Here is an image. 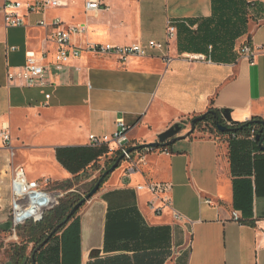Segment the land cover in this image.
Returning a JSON list of instances; mask_svg holds the SVG:
<instances>
[{"label":"crops","instance_id":"obj_1","mask_svg":"<svg viewBox=\"0 0 264 264\" xmlns=\"http://www.w3.org/2000/svg\"><path fill=\"white\" fill-rule=\"evenodd\" d=\"M17 1L0 0V133L8 129L16 153L11 159L0 136V224L10 221L17 167L27 181L56 187L101 171L116 152L90 147L89 136L110 137L119 120L131 129V150L210 108L239 124L264 120V0H95L106 6L95 12L85 11L89 0H61L66 5L56 9L19 10L24 25L6 27L3 7ZM54 20L85 27L70 37L82 49L151 41L164 48L123 64L83 51L57 71ZM244 45L254 50L252 61L241 55ZM29 52L43 59V86L8 79ZM179 136L167 150L135 158L133 173L120 163L66 226H75L76 242L67 264H264V152L231 148L229 135H219L224 142ZM161 182L172 186L170 206L156 215L150 204L159 201L146 186Z\"/></svg>","mask_w":264,"mask_h":264},{"label":"built area","instance_id":"obj_2","mask_svg":"<svg viewBox=\"0 0 264 264\" xmlns=\"http://www.w3.org/2000/svg\"><path fill=\"white\" fill-rule=\"evenodd\" d=\"M26 0L17 2H8L3 7L4 24L6 27H19L24 25L23 16H20L18 11L24 10L26 14L36 13L45 9H56L66 5L61 0H40L35 3H25ZM104 4L89 0L85 3L86 12H95L101 10ZM106 7V6H105ZM104 7V8H105ZM39 26L45 27V23L40 21ZM51 35L49 36L56 47L57 51L54 58V68L57 71H62L72 58H78L81 52L96 56H107L116 58L120 64H123L130 57H146L151 50L163 51L164 45L154 41L147 44L136 43L128 47L116 48L110 45H95L88 44L86 48L82 49L70 43L71 35L82 34L85 32L84 26L65 27L60 20H54L50 24ZM174 28L169 26L167 29V38H171L174 34ZM254 50L250 45L242 46L240 52L244 58L252 61ZM42 57L38 58L32 52L26 56V63L21 71L16 74L8 75L9 80H21L26 87L31 88L35 86H43L46 84L45 68L42 63ZM171 59L165 56V61L168 63ZM46 98H49L48 96ZM130 128L125 125L122 120L117 122V131L111 135L97 137L94 135L89 136V146L93 148L105 147L107 154L117 152L119 157L122 156V162H127L130 167L128 172L133 173L137 161L141 162L145 155L152 149H143L131 151L129 132ZM5 147L9 150L10 158H15V149L11 146L10 136L8 129L5 128L0 133ZM254 132L251 138H255ZM110 144L116 145V150L110 148ZM137 158V161H135ZM49 180H42L39 182H29L25 177L22 167H17L14 171L11 180V215L10 221L13 224V229L20 228L27 223L37 224L43 220L45 214L61 203L65 193L60 189L50 187ZM148 191L155 196L159 201V205L151 202L150 207L156 215H160L164 208L170 206L169 192L172 189L171 184L168 183H150L147 184ZM205 204L212 205L211 200H204ZM176 221L181 220L183 217L177 212L173 213ZM237 220V219H235ZM264 231V227H263Z\"/></svg>","mask_w":264,"mask_h":264},{"label":"trees","instance_id":"obj_3","mask_svg":"<svg viewBox=\"0 0 264 264\" xmlns=\"http://www.w3.org/2000/svg\"><path fill=\"white\" fill-rule=\"evenodd\" d=\"M222 112L223 111L214 110L210 108L205 114H203L206 116V119L204 121L197 123L195 128L204 124L206 129L211 132L215 131L219 135L233 136L234 139L230 140L231 148H234L236 146H252L255 151L260 153L261 146L264 147V135H263L264 130H263V127L259 125L257 122L263 121V120L260 118H253L252 120L246 123H243V124L235 123V125L230 126V129H231L230 132H220L217 128L218 125H226L225 121L222 119V116H221ZM195 118L197 117H193L189 119L190 123ZM252 132H254L255 135H258L261 133L260 141L257 142L255 138L253 139L254 141L252 142L248 140L251 137ZM239 137H240L239 140L235 139ZM260 142H261V146H260ZM138 148L140 149V146H138ZM168 148H169L168 146L158 145L154 149L167 150ZM101 150L105 154L107 153L106 148H101ZM118 158H119V154L116 152L115 157L112 160H110V165L107 166V168L103 172L100 171L101 176L118 160ZM85 177H86L85 172H83L81 175L76 176L73 181L69 180L63 184H60L58 187L63 190H70L75 184V182H78L79 180ZM108 177L109 176H107L104 179L102 185L105 183ZM98 180H95V183H97ZM74 197L75 196H73L72 198H67L65 200H62L58 207H56L55 209L45 214L41 222L37 224H30L29 226L23 228L27 232L26 233V235L28 236L27 242L36 243L38 245L42 243L47 238V236L53 231V229L56 226H58L61 222H63V220L66 218L69 212L73 209V207L82 200L81 198H74ZM76 215H77V212L69 220L68 224L75 218ZM67 225L62 227V229H60L56 233V234L58 233L61 234L59 244L56 246L50 247L49 248L50 253L48 255L45 254V257L43 256L44 253L42 252L43 251L42 250L39 254V261H47L48 264H67L68 253L73 251V247L75 246L74 244H76V242L73 243L72 236H69V234L72 233L75 226L72 224L71 226L66 228ZM17 230H18V233H20L21 228H17ZM55 235L53 236V238L55 237ZM47 245L45 247H47ZM13 257L17 259L19 258L22 260H27V257L25 255V246H23L22 248H17L16 254H14Z\"/></svg>","mask_w":264,"mask_h":264},{"label":"rangeland","instance_id":"obj_4","mask_svg":"<svg viewBox=\"0 0 264 264\" xmlns=\"http://www.w3.org/2000/svg\"><path fill=\"white\" fill-rule=\"evenodd\" d=\"M181 124H183V130L178 135L185 134V133L189 132L191 129V123H190L189 119L181 121ZM193 134L198 136V137L214 136V137H218L221 142L225 141V138L222 136L220 137L219 134H217L215 131L211 132V131L207 130L204 124L195 128L193 131ZM103 162H105V161H103ZM103 164L104 163H101V166ZM109 165H110V162H108V163L106 162L105 165H103L101 167V169H102L101 171L103 172L107 168V166H109ZM41 166H43L45 168L44 164H41ZM42 173L43 172H39L38 174H42ZM86 175H88L89 177L88 178L87 177L82 178L78 182H75V184L73 185V187L70 190L60 189V188L56 187L57 185L53 184L52 182H50V184H51L50 187H53L54 189H60L65 193L62 200H65L67 198H72L73 196H75L74 198L83 199L91 191V189L95 186V184H96L95 180H98L101 177V172H100V170L96 171V172L94 170H91L89 173H86ZM93 177H95V178L93 179ZM91 179H93V180L89 181ZM67 195H68V197H67ZM88 202L84 203L83 206H85V204H87ZM83 206L77 211V213L80 212V210L83 208ZM30 224H33V223H27L26 225L20 227L21 228L20 233H18L17 229H15V231L13 230V231H9V232L0 231V264H6L9 260H11L12 256L14 254H16L17 248H22L23 246H25L26 257L27 258L31 257V254H32L34 248L38 244L27 242V239H28V236L26 235L27 232L23 228L29 226ZM59 236H60V233L56 234L55 237L49 242L47 247L43 248L42 252L44 253L43 254L44 257H45V254L48 255L50 253L49 252L50 247H53V246H56L59 244ZM38 264H48V263H47V261H38Z\"/></svg>","mask_w":264,"mask_h":264},{"label":"water","instance_id":"obj_5","mask_svg":"<svg viewBox=\"0 0 264 264\" xmlns=\"http://www.w3.org/2000/svg\"><path fill=\"white\" fill-rule=\"evenodd\" d=\"M222 119L225 121L226 125H218V130L220 132H230V126L235 125V122L232 121L231 119V115L229 113V111L224 110L221 114ZM206 119L205 115H201L197 118H195L194 120H192L191 122V129L188 132L193 133L195 126L197 123L204 121ZM259 125H261L263 127L264 130V120L263 121H258L257 122ZM183 130V124L181 123H177L174 124L173 126H171L169 129H167L165 132L159 134L157 136V141L155 143H151V144H145L140 146V149L138 147L133 148L131 151H136V150H143V149H154L155 147H157L158 145H164V146H169L173 143H175L177 140L181 139L182 137H180L178 134ZM264 135V132H263ZM260 136L261 133L255 136V140L258 142L260 141ZM260 146H261V142H260ZM261 151L264 152V147L261 146ZM123 157L120 156L118 158V160L99 178V180L97 181V183L95 184V186L91 189V191L85 196V198H83L80 202H78L73 209L69 212V214L66 216V218L63 220V222H61L58 226H56L53 231L47 236V238L40 243L35 249H34V253H36L37 251H39L41 248H43L44 246H46L48 244V242L51 240V238L60 230L62 229V227H64L65 225L68 224L69 220L76 214V212L84 205V203L88 202L94 195L97 194V192L99 191L104 179L109 176L110 174H112L120 165V163L122 162ZM13 224L11 221H7L5 223L0 224V231L3 232H9V231H13ZM33 258H34V254H33Z\"/></svg>","mask_w":264,"mask_h":264},{"label":"flooded vegetation","instance_id":"obj_6","mask_svg":"<svg viewBox=\"0 0 264 264\" xmlns=\"http://www.w3.org/2000/svg\"><path fill=\"white\" fill-rule=\"evenodd\" d=\"M53 239V237L51 238V240ZM50 240V241H51ZM49 241V242H50ZM48 242V243H49ZM37 247V246H36ZM35 247V248H36ZM34 248V249H35ZM43 248H45V246L43 247ZM43 248H41L39 251H37L36 253H34V250H33V252H32V254H31V257L30 258H27V260H22V259H17V258H14L13 256H12V258H11V260H9L6 264H38V261H39V254H40V252L43 250ZM33 254H34V258H33ZM30 259V260H29Z\"/></svg>","mask_w":264,"mask_h":264}]
</instances>
